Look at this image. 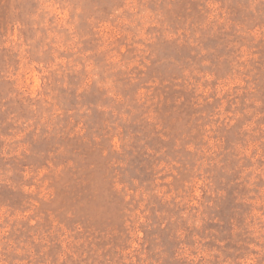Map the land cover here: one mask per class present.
I'll list each match as a JSON object with an SVG mask.
<instances>
[{
  "label": "rangeland",
  "instance_id": "obj_1",
  "mask_svg": "<svg viewBox=\"0 0 264 264\" xmlns=\"http://www.w3.org/2000/svg\"><path fill=\"white\" fill-rule=\"evenodd\" d=\"M0 264H264V0H0Z\"/></svg>",
  "mask_w": 264,
  "mask_h": 264
}]
</instances>
